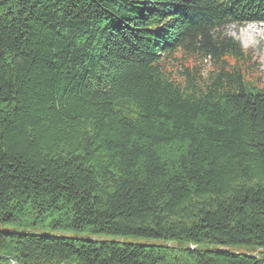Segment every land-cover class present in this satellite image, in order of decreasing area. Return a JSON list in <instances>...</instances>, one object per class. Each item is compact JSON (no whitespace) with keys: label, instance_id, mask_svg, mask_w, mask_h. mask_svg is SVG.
<instances>
[{"label":"trees","instance_id":"obj_1","mask_svg":"<svg viewBox=\"0 0 264 264\" xmlns=\"http://www.w3.org/2000/svg\"><path fill=\"white\" fill-rule=\"evenodd\" d=\"M253 23L264 0H0V224L163 242L0 232V256L264 264V76L228 33Z\"/></svg>","mask_w":264,"mask_h":264},{"label":"rangeland","instance_id":"obj_2","mask_svg":"<svg viewBox=\"0 0 264 264\" xmlns=\"http://www.w3.org/2000/svg\"><path fill=\"white\" fill-rule=\"evenodd\" d=\"M231 36L238 39L244 48L251 49L255 52L257 58L261 64V71L264 76V23H253L249 24L244 28L237 29L235 26H231L228 32ZM0 232L4 233H18V234H30L38 237H55V238H67L74 240H85V241H117L125 243H136L141 245H162L163 242H157L153 240L141 239V238H122L119 236H102L95 235L89 232H77L70 230H50L42 228H30L23 229L11 225L0 224ZM174 246L178 248L186 247L181 242H174ZM205 249L227 251L236 254H247L252 253L254 248L244 246H221V247H209L204 245ZM257 254V252H255ZM259 256H261L259 254Z\"/></svg>","mask_w":264,"mask_h":264},{"label":"water","instance_id":"obj_3","mask_svg":"<svg viewBox=\"0 0 264 264\" xmlns=\"http://www.w3.org/2000/svg\"><path fill=\"white\" fill-rule=\"evenodd\" d=\"M0 259H8V260H10L11 262H13V264H19V263H17L13 258H10V257L0 256Z\"/></svg>","mask_w":264,"mask_h":264}]
</instances>
